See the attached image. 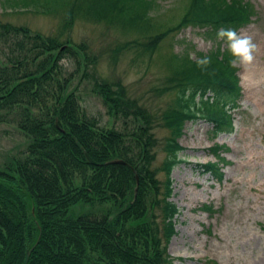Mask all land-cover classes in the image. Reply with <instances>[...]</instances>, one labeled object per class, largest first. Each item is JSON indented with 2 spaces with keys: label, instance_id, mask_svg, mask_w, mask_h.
Returning <instances> with one entry per match:
<instances>
[{
  "label": "trees",
  "instance_id": "16d2710c",
  "mask_svg": "<svg viewBox=\"0 0 264 264\" xmlns=\"http://www.w3.org/2000/svg\"><path fill=\"white\" fill-rule=\"evenodd\" d=\"M77 1L95 21L120 24L124 18L131 28L151 26L136 0ZM186 9L171 31L135 44L137 54L187 27L204 30L206 40L228 42L218 31L238 33L250 19L241 0H190ZM73 54L66 42L0 25V125L14 126L26 141L0 166V264H23L32 247L27 264H171L167 248L179 212L170 201V177L182 162L184 125L204 119L217 134L232 130L225 118L241 97L237 71L223 54L208 65L183 64L159 90L174 98L157 113L128 100L118 83L85 73L82 80L113 120L104 128L81 108L78 88L70 89L59 65ZM158 128L168 133L159 169L164 183L152 168ZM117 160L126 166L109 164ZM197 168L222 179L214 163Z\"/></svg>",
  "mask_w": 264,
  "mask_h": 264
},
{
  "label": "rangeland",
  "instance_id": "374dc122",
  "mask_svg": "<svg viewBox=\"0 0 264 264\" xmlns=\"http://www.w3.org/2000/svg\"><path fill=\"white\" fill-rule=\"evenodd\" d=\"M136 1L138 11L147 12L145 19L151 25L147 29L131 28L124 18L120 24L95 21L82 13L77 0H0V25L28 28L58 44H70L75 58H63L59 65L71 78L70 89L78 88L81 108L104 128L113 120L101 99L91 93L88 81L82 80L85 73L118 83L128 100L157 113L174 98L173 93L160 95L159 90L177 68L226 55L237 71L241 92L237 108L227 113L232 130L217 134L204 119L184 125L179 140L184 151L178 157L182 162L170 177V201L179 214L167 253L171 264H264V0H241L250 7V19L237 34L250 36L257 46L247 65L232 63L228 42L206 40L204 30L192 27L165 36L139 56L135 44L144 45L175 28L190 0ZM115 123L113 127L120 129ZM167 137L164 129L154 131L158 150L152 168L160 183L165 181L159 169ZM25 143L14 126L0 125V166L24 150ZM207 163L219 167L221 180L199 173L197 166Z\"/></svg>",
  "mask_w": 264,
  "mask_h": 264
},
{
  "label": "clouds",
  "instance_id": "9594fccd",
  "mask_svg": "<svg viewBox=\"0 0 264 264\" xmlns=\"http://www.w3.org/2000/svg\"><path fill=\"white\" fill-rule=\"evenodd\" d=\"M219 38H226L228 41L229 50L234 57L233 64H250L254 59V52L256 44L253 43L252 38L247 35L237 34L233 29H220L217 33ZM198 66L208 65L209 59L205 57L199 60Z\"/></svg>",
  "mask_w": 264,
  "mask_h": 264
},
{
  "label": "water",
  "instance_id": "95a60500",
  "mask_svg": "<svg viewBox=\"0 0 264 264\" xmlns=\"http://www.w3.org/2000/svg\"><path fill=\"white\" fill-rule=\"evenodd\" d=\"M86 159H87V161H88V163H90L91 165H94V163L93 162H91V160L88 158V156H86ZM109 164H111V165H117V164H121V165H123V166H126V164L124 163V162H122V161H113V162H110ZM39 232H40V229H39ZM40 235V234H39ZM38 238H39V236H38ZM37 244V243H36ZM36 246V245H35ZM35 247H32L31 249H29V251L28 252H26V255H25V257H24V262H23V264H27L28 263V258H29V256L31 255V253L34 251L33 249H34Z\"/></svg>",
  "mask_w": 264,
  "mask_h": 264
}]
</instances>
